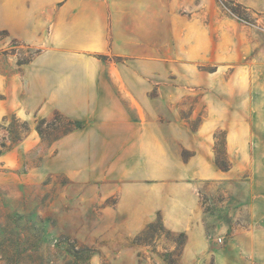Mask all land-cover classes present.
I'll return each instance as SVG.
<instances>
[{
  "label": "rangeland",
  "instance_id": "374dc122",
  "mask_svg": "<svg viewBox=\"0 0 264 264\" xmlns=\"http://www.w3.org/2000/svg\"><path fill=\"white\" fill-rule=\"evenodd\" d=\"M142 1L0 0V100L13 107L7 123L29 126L0 158V223L10 213L39 223L31 264H251L241 243L264 210L252 167L231 181H190L188 212L167 215L159 201L181 190L143 159L156 125L199 129L217 71L264 65V0H223L235 15L221 0H148L146 19ZM56 117L68 122L43 125L40 137L38 122ZM251 158L264 182V157Z\"/></svg>",
  "mask_w": 264,
  "mask_h": 264
},
{
  "label": "crops",
  "instance_id": "0c3cea01",
  "mask_svg": "<svg viewBox=\"0 0 264 264\" xmlns=\"http://www.w3.org/2000/svg\"><path fill=\"white\" fill-rule=\"evenodd\" d=\"M127 3L134 4V0H121V5ZM138 4H142V9L135 11L142 14V19H146L149 1L143 0ZM218 73H221V80L203 95L206 118L197 131L189 132L173 123L153 128L155 135L151 136L149 153L143 161L150 165L156 178L171 182L166 183L165 187L173 186L181 190L180 194L168 197L170 200L160 198L159 202L165 205L167 215H173L179 207L188 212L186 197H195L190 181H231L250 167L254 172L253 194L257 199L261 198L264 206V190L261 191L264 182L260 183L256 178L259 170L251 158L264 157V65L233 66L229 71ZM223 73L228 74L223 77ZM0 91L8 96L1 75ZM12 110L8 100H0V122ZM216 131L225 134V156L230 163L228 171H222L215 165ZM173 143L178 150L171 153L169 150ZM183 150L193 151L191 158L184 161L181 157ZM163 194L166 193L159 192L160 197ZM253 216L255 225L253 229L245 230L241 249L245 252L247 263L264 264V210L261 213L255 211Z\"/></svg>",
  "mask_w": 264,
  "mask_h": 264
},
{
  "label": "trees",
  "instance_id": "16d2710c",
  "mask_svg": "<svg viewBox=\"0 0 264 264\" xmlns=\"http://www.w3.org/2000/svg\"><path fill=\"white\" fill-rule=\"evenodd\" d=\"M220 2L225 8L231 10L234 15L236 14V11L228 8L223 0ZM54 115L57 116V113H54ZM10 120V123H7L8 119L5 118L3 124H0V132H3L0 137V157L20 145L29 135V126L26 121H21L15 116H12ZM61 120L68 122L61 117L59 119L57 117L53 118L50 121L41 119L36 127V132L42 137L43 132L41 128L43 125L51 124L54 126L56 123H60ZM73 124V130L81 128L79 123L74 122ZM220 132L223 134L222 146L225 156V134L223 131ZM224 158L221 161L215 155V165L222 171H228L230 169V163L226 156ZM0 187L3 188L2 186ZM42 233V227L30 215L8 214L5 220L0 223V264H31L33 259L32 251L44 241ZM63 242L66 243L67 240L62 239L54 243V246L58 247ZM66 253L75 259H87L89 250L85 247L77 248L73 245H67Z\"/></svg>",
  "mask_w": 264,
  "mask_h": 264
}]
</instances>
